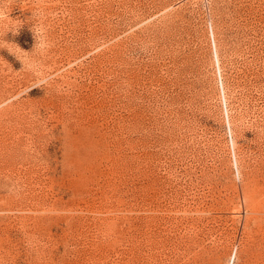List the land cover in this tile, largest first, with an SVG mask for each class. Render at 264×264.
<instances>
[{"label":"rangeland","instance_id":"rangeland-1","mask_svg":"<svg viewBox=\"0 0 264 264\" xmlns=\"http://www.w3.org/2000/svg\"><path fill=\"white\" fill-rule=\"evenodd\" d=\"M0 264H264V0H0Z\"/></svg>","mask_w":264,"mask_h":264}]
</instances>
